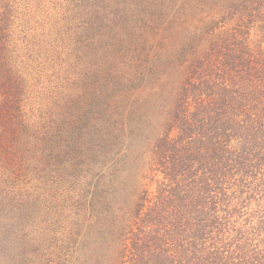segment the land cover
<instances>
[{"label":"trees","instance_id":"trees-1","mask_svg":"<svg viewBox=\"0 0 264 264\" xmlns=\"http://www.w3.org/2000/svg\"><path fill=\"white\" fill-rule=\"evenodd\" d=\"M180 1L144 6L135 29L145 45H120L125 61L94 95L100 143L88 131L85 158L84 138L72 137L86 207L52 245L53 264H264V0H211L200 25L203 5ZM13 11L0 4L6 21ZM7 26L0 89L17 96L16 111L26 60L41 61L32 45H9ZM187 36L192 45H170Z\"/></svg>","mask_w":264,"mask_h":264},{"label":"rangeland","instance_id":"rangeland-1","mask_svg":"<svg viewBox=\"0 0 264 264\" xmlns=\"http://www.w3.org/2000/svg\"><path fill=\"white\" fill-rule=\"evenodd\" d=\"M159 1L0 0L14 10L11 20L0 15V25L10 23L9 45H32L41 61L36 67L25 58L30 63L25 72L17 60L24 94L16 111L11 96H17L0 89V264H53V246L61 244L66 228L82 223L77 211L86 207L85 174L76 157L82 150L89 155L88 131L100 143L103 97L94 95L106 71L116 73L125 61L120 45H145L135 23L144 6L149 11ZM191 1L204 7L197 6L195 24L211 19V0ZM182 40L170 45L195 42L191 36ZM74 134L84 138L78 151ZM129 143L114 145L115 159Z\"/></svg>","mask_w":264,"mask_h":264}]
</instances>
